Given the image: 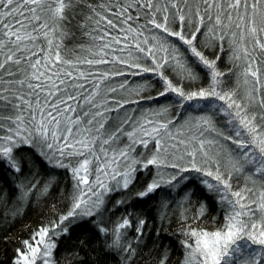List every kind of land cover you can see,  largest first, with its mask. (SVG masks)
Here are the masks:
<instances>
[{
	"label": "snow or ice",
	"instance_id": "obj_1",
	"mask_svg": "<svg viewBox=\"0 0 264 264\" xmlns=\"http://www.w3.org/2000/svg\"><path fill=\"white\" fill-rule=\"evenodd\" d=\"M205 47L216 52L227 48L234 60L245 62L242 75L246 84L251 78L252 87L244 96L228 87L217 66L220 57L209 59ZM262 66L264 0H0V171L23 174L31 163L49 175L57 168L67 169L75 181L70 210L50 228H40L32 237L34 244L25 241L27 251L17 249L15 264H54L56 244L49 232L71 239L70 226L89 231L87 225L94 220L87 218L100 209L104 194L120 190L132 195L136 165L177 170L167 180L158 171L143 191L135 193L141 198L138 203H146L144 197L154 199L157 190L176 181L179 173H201L216 181L203 183L220 195L223 221L213 231L184 232V264H264ZM149 72L163 83L160 96L167 98L171 92L181 101L209 102L204 105L208 115L189 122L187 135L173 133L172 121L157 124L145 119L127 132L123 125L131 118L109 123L107 114L125 104L112 98L114 106H109L102 93L118 91L111 86L116 77ZM197 72L207 78L208 87L186 91L190 84L181 86L169 78L177 73L196 80ZM122 136L131 143L114 147ZM224 144L231 151L227 164L221 165ZM136 146L148 149L150 157H132ZM25 152L30 160L22 155ZM246 168L253 186L233 189L234 174ZM17 192L20 200L27 194L14 188ZM205 211L202 205L199 215ZM138 224L136 231L142 236L146 225L143 220ZM129 226L127 218L117 226L111 247H119L121 229ZM96 229L97 236H107V228ZM121 250L129 257L135 252L130 245ZM100 251L109 255L104 244ZM159 264H170L167 249Z\"/></svg>",
	"mask_w": 264,
	"mask_h": 264
},
{
	"label": "trees",
	"instance_id": "obj_2",
	"mask_svg": "<svg viewBox=\"0 0 264 264\" xmlns=\"http://www.w3.org/2000/svg\"><path fill=\"white\" fill-rule=\"evenodd\" d=\"M204 52L209 59H215L217 55L220 57L217 66L221 72L225 73L223 79L231 90L244 96L252 87L251 78L246 84L242 75L246 67L245 62L242 59L234 60L233 53L227 48L224 52H216L214 47H205ZM181 54L187 55L182 50ZM260 58L258 56V59ZM142 63L150 66L148 61H142ZM100 67L106 69L108 66ZM261 70L264 73V66ZM197 75L196 80L183 79L177 73H172L169 78L174 77L173 82L179 81L181 86L190 84L191 87L186 88V91L208 87L209 83H206L207 78L203 73L197 72ZM120 83L124 84L123 88L119 87ZM111 86L116 87L118 91L111 94L102 93L104 98L109 100V106H114L112 98L124 102L125 106L118 112H110L107 115L109 119L114 117V123H119L126 117L131 118L130 124L123 125L125 132L131 131L141 120L144 122L145 119H150L157 124L172 121L169 128L173 133L183 131L187 135L189 122L195 123L201 116L208 115V112L204 110V105L209 103L207 100L198 105L197 110L190 101H181V98L171 92L167 93V98L160 96L159 93L164 90L163 83L157 75L150 72L116 77ZM212 103L219 105L222 102L213 100ZM152 146L150 143L148 149ZM137 149L133 155L135 159L139 156ZM148 149L142 148V155L149 156ZM230 151L231 147L224 144L223 150L220 151L221 165L227 164ZM22 155L30 160L27 152ZM138 169L134 173L138 180L130 186L132 195L120 190L112 192L104 208L94 214V217L87 218L94 220V223L87 225L89 231H81L78 227L70 226L71 239L62 235L54 236L49 232L56 244L53 250L54 264H80V261L84 264H159L165 249H167L170 264H184L187 256V249L181 244V241L186 239L184 232L191 229L213 231L221 226L223 214L220 195L209 192L203 183L207 180L215 184L216 181L212 177L196 172L179 173L176 181L172 184L165 183L157 190L154 199L144 197L142 200L146 203H138L141 198L135 193L143 191L144 186L152 181L158 171L167 174L163 176L165 180L177 171L165 168L166 170L162 172L154 166ZM227 170L232 171L230 167ZM36 173L39 174L36 175ZM248 175L247 168L244 172L234 174L233 189L243 187L245 184L253 186L248 180ZM32 183L36 186L29 187ZM74 185L75 181L67 169L57 168L53 175H49L48 171L38 164L33 166L29 163V167L23 170V174L13 173L7 169L0 171V191L3 192V199H0V212L3 213L0 216V264H15L17 249L24 250L25 241L34 244L32 237L40 228H50L70 210L75 192ZM185 185L188 187L185 188ZM254 187L258 190L260 183L257 182ZM14 188L27 191L23 200L19 199V192L13 193ZM188 193L194 194L188 195ZM9 200L10 202H7ZM202 205L207 208V211L200 216L199 211ZM125 218L130 221V226L121 229L119 247H111L113 241L117 239L115 229ZM140 220H143L146 225L142 236L136 231ZM96 225L107 228V236H97ZM81 240L86 241L83 246H81ZM102 244L107 246L109 255L105 256L100 251ZM129 245L135 249L131 257L128 256L127 251L121 250L127 249Z\"/></svg>",
	"mask_w": 264,
	"mask_h": 264
},
{
	"label": "rangeland",
	"instance_id": "obj_3",
	"mask_svg": "<svg viewBox=\"0 0 264 264\" xmlns=\"http://www.w3.org/2000/svg\"><path fill=\"white\" fill-rule=\"evenodd\" d=\"M191 102V104L193 105V107L195 108V109H197V107H198V105H201V103L202 102H207L206 100H192V101H190ZM198 110V109H197ZM157 117H159V115H157ZM114 118V117H113ZM113 118H111V119H109V123H114L115 122V119H113ZM138 120H140V118L138 119ZM143 122V120H141V122H139V123H142ZM131 143V141H129L126 137H124V136H122L121 138H120V140H118L117 141V144L116 145H114V146H120V147H122V146H125V145H127V144H130ZM150 144V143H149ZM138 147H140V149H137ZM143 147H141V146H136V149H137V151H138V153H141V149H142ZM135 149V150H136ZM136 152V151H135ZM135 152H133L132 153V157H133V155H134V153ZM146 157H150V154H149V156H147L146 154H144V155H139V156H137L136 157V159L137 160H139V161H141L142 159L143 160H145V158ZM136 167L137 168H142V167H140V165H136ZM153 167V166H152ZM155 168V167H154ZM162 170V172L164 171V170H166L165 168H162L161 169ZM167 170H172V169H170V168H168ZM159 172H161V171H159ZM162 176H164V175H167L166 173H164V174H162V173H160ZM90 179H91V177H90ZM112 183H114V182H112ZM111 186V185H110ZM117 191V190H116ZM112 192H115V191H112ZM36 264H40V261L39 260H37V262H36Z\"/></svg>",
	"mask_w": 264,
	"mask_h": 264
},
{
	"label": "bare ground",
	"instance_id": "obj_4",
	"mask_svg": "<svg viewBox=\"0 0 264 264\" xmlns=\"http://www.w3.org/2000/svg\"><path fill=\"white\" fill-rule=\"evenodd\" d=\"M111 194H112V191H109V192H107L106 194H104L103 195V203H102V205L100 206V209L98 210V211H100L101 209H103L104 208V206H105V204H106V202H107V199L111 196ZM98 211L96 212V213H98ZM95 213V214H96ZM95 216V215H94ZM88 218H91V217H88ZM27 251V249L25 248L24 250H21V252H26Z\"/></svg>",
	"mask_w": 264,
	"mask_h": 264
}]
</instances>
